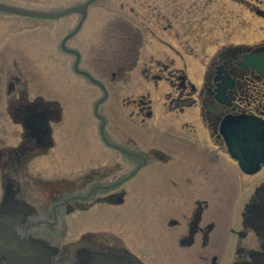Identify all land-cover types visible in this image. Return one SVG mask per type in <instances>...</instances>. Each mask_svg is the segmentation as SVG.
Masks as SVG:
<instances>
[{
  "label": "flooded vegetation",
  "instance_id": "af4514ba",
  "mask_svg": "<svg viewBox=\"0 0 264 264\" xmlns=\"http://www.w3.org/2000/svg\"><path fill=\"white\" fill-rule=\"evenodd\" d=\"M98 1L85 11L64 15L79 18L63 39L72 35L70 41L79 33ZM113 1L128 7L134 18L161 21L163 35L154 36L155 42L170 45L178 54L183 46L173 39L183 34L181 19L195 17L193 8L197 14L200 7V0ZM206 1L208 6L211 0ZM127 31L141 34L127 54L135 65L143 30L129 21ZM247 54H264V45H220L206 62L199 87L177 60L161 64L163 73H154L152 80L178 89V95H170L171 109L200 108L202 133L188 122L179 128L201 137L176 138L166 130L169 127L149 132L118 123L107 133L109 119L103 116L102 141L122 157L112 155L104 164L102 156H95L85 164L90 166L83 170L85 175L78 177H58L53 170L54 126L61 122L62 111L42 99L30 102L31 90L21 76L0 74V264H170L171 259L186 264H264V164L256 172L244 171L222 131L228 117L264 120V73L245 64ZM11 63L27 62L16 58ZM117 67L113 79L126 69L125 64ZM151 105L142 100L132 114L146 121L153 116ZM157 165L165 182L160 216L151 217L155 203L148 201L145 218L136 223L126 218L135 208L130 201L136 191L132 181L146 167ZM136 186L144 188L145 181ZM93 208L95 217H88ZM109 219L132 227L106 224Z\"/></svg>",
  "mask_w": 264,
  "mask_h": 264
},
{
  "label": "rangeland",
  "instance_id": "374dc122",
  "mask_svg": "<svg viewBox=\"0 0 264 264\" xmlns=\"http://www.w3.org/2000/svg\"><path fill=\"white\" fill-rule=\"evenodd\" d=\"M83 1L0 0V4L59 11ZM110 1L95 3L79 33L67 42L69 48L81 54L80 69L88 71L94 78H101L107 88L108 97L99 109L100 114L109 119L107 133H110L113 124L118 123L125 127L149 128V132L169 127L166 130L173 137L200 138L204 126L200 108L196 105L180 112L171 109L170 95H178V89L165 81H153V74H162L161 64H174L170 60L175 59L186 68L183 71L199 87L203 82L206 62L220 45H264V0H211L208 6L206 0H200L199 12L196 14L193 8L195 17L181 19L185 29L179 38L173 39L183 46L181 51L178 50L181 54L168 44L155 42L154 36L163 35L160 32L161 21L134 18L129 14L128 7L120 8L119 2ZM204 7L206 11H202ZM78 18V14H71L67 17L39 19L0 10V74L21 76L31 90L30 102L42 99L47 102L45 105L62 111L61 122L56 128L54 126L53 170L58 177L67 174H75L74 177L85 175L86 169L90 168L85 164L95 156H102L104 164L110 163L112 155L122 157L101 138L100 119L95 106L98 100L106 96L103 88L77 71L76 55L66 51L61 43L64 36L75 27ZM129 21L143 30L144 43H141L140 56L135 65L130 64L127 54L131 53L132 43L138 41L141 34L127 31ZM152 29L157 34H153ZM165 52L170 58H166ZM8 58L23 59L27 63L14 66L12 60H5ZM118 64H125L126 69L113 79L111 74L117 71ZM142 100L152 104L153 116L146 121L132 114L133 108ZM185 122L193 124L195 131L201 132L200 135L195 136L191 131L180 129ZM141 181H145L144 188L136 186ZM132 184L136 191L130 201L135 204V208L126 218H135L136 223H139L146 216L144 208L148 201L155 203L151 217L159 218L160 195L165 184L160 165L146 167ZM96 211L97 208H93L88 217H95ZM108 223L119 224L121 228L132 227L123 220L119 223L116 219H109ZM168 261L170 264H186L183 260Z\"/></svg>",
  "mask_w": 264,
  "mask_h": 264
},
{
  "label": "water",
  "instance_id": "95a60500",
  "mask_svg": "<svg viewBox=\"0 0 264 264\" xmlns=\"http://www.w3.org/2000/svg\"><path fill=\"white\" fill-rule=\"evenodd\" d=\"M92 1L94 0H89L83 5L75 6L61 12L28 10L4 4H0V9L23 15L54 18L73 11H85ZM70 36L64 41L65 48H67L65 42ZM245 59V64L252 65L264 73V55H246ZM79 60L80 57L78 54L76 67H78ZM85 73L88 74L87 72ZM222 131L225 133L230 153L238 159L242 169L250 173L258 171L264 163V121L245 115L228 117L224 120Z\"/></svg>",
  "mask_w": 264,
  "mask_h": 264
}]
</instances>
